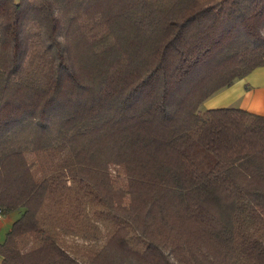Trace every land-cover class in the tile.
<instances>
[{
    "label": "trees",
    "instance_id": "16d2710c",
    "mask_svg": "<svg viewBox=\"0 0 264 264\" xmlns=\"http://www.w3.org/2000/svg\"><path fill=\"white\" fill-rule=\"evenodd\" d=\"M262 65L264 0H0V264H264V115L199 108Z\"/></svg>",
    "mask_w": 264,
    "mask_h": 264
},
{
    "label": "crops",
    "instance_id": "0c3cea01",
    "mask_svg": "<svg viewBox=\"0 0 264 264\" xmlns=\"http://www.w3.org/2000/svg\"><path fill=\"white\" fill-rule=\"evenodd\" d=\"M216 107H239L264 115V65L211 94L203 100V107L200 109ZM14 220V217L5 218L4 214L0 217V242L5 239Z\"/></svg>",
    "mask_w": 264,
    "mask_h": 264
},
{
    "label": "rangeland",
    "instance_id": "374dc122",
    "mask_svg": "<svg viewBox=\"0 0 264 264\" xmlns=\"http://www.w3.org/2000/svg\"><path fill=\"white\" fill-rule=\"evenodd\" d=\"M201 107H203V102L199 105V108H201ZM28 160L32 161V157H29ZM18 216H19V210H17V209H14L12 211H9L7 214H4V217L7 219L13 218V217L16 218ZM3 238H4V236H3ZM0 259H1V256H0Z\"/></svg>",
    "mask_w": 264,
    "mask_h": 264
},
{
    "label": "built area",
    "instance_id": "2783aa9c",
    "mask_svg": "<svg viewBox=\"0 0 264 264\" xmlns=\"http://www.w3.org/2000/svg\"><path fill=\"white\" fill-rule=\"evenodd\" d=\"M2 216L1 212H0V217Z\"/></svg>",
    "mask_w": 264,
    "mask_h": 264
}]
</instances>
